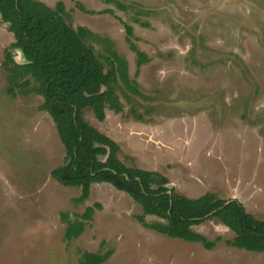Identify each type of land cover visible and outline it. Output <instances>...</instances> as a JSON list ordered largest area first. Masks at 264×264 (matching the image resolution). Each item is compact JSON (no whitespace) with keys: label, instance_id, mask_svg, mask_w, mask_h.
Masks as SVG:
<instances>
[{"label":"rangeland","instance_id":"rangeland-1","mask_svg":"<svg viewBox=\"0 0 264 264\" xmlns=\"http://www.w3.org/2000/svg\"><path fill=\"white\" fill-rule=\"evenodd\" d=\"M38 1L63 2L68 22L92 31L101 60L109 51L124 60L135 90L119 82L120 111L107 107L99 121L85 109L84 118L118 144L125 165L163 174L189 198L213 192L264 218V0ZM13 41L0 20V264H81L85 251H109L101 264H264V253L227 245L234 232L218 219L192 226L219 238L211 249L144 227L138 204L109 183L75 202L80 187L50 176L64 149L38 108L43 97L7 91L2 61L6 48L18 56ZM133 44L148 58L140 66ZM91 208L84 231L66 239L60 215Z\"/></svg>","mask_w":264,"mask_h":264},{"label":"trees","instance_id":"trees-1","mask_svg":"<svg viewBox=\"0 0 264 264\" xmlns=\"http://www.w3.org/2000/svg\"><path fill=\"white\" fill-rule=\"evenodd\" d=\"M69 17L61 1L50 7L38 0H0V20L7 24L14 40L10 47L20 48L28 61L17 64L9 49L4 50L7 91L15 95L17 89L25 87L22 93L43 97L38 108L52 118L64 149L63 162L50 171V176L64 186L80 187V195L74 199L77 203L88 197L91 183L111 184L138 204V222L168 237L199 242L211 249L219 238L209 240L192 226L218 219L234 232L227 245L264 253V218L254 217L236 199H222L214 193L189 198L169 186L163 174L125 165L118 158V144L84 118L85 109L99 121L105 119L107 107L120 111L116 93L119 82L125 88H135L124 60L113 51L101 60L88 43L92 31L85 26L73 27ZM125 28L130 35L132 28L127 24ZM131 48L137 53L138 66L148 60L134 44ZM29 78L36 81L34 87L29 86ZM92 212L93 208L86 209L83 217L70 220L61 214L67 223L64 237H78ZM147 215L160 221L147 222ZM108 257L109 251H85L81 264H101Z\"/></svg>","mask_w":264,"mask_h":264},{"label":"water","instance_id":"water-1","mask_svg":"<svg viewBox=\"0 0 264 264\" xmlns=\"http://www.w3.org/2000/svg\"><path fill=\"white\" fill-rule=\"evenodd\" d=\"M14 49H15L16 52L18 53V56L15 57V58H13V60H14L17 64H24V63L28 62V61L26 60V58L24 57V55H23V53H22V51H21L20 48H14ZM107 149H108V148H107ZM107 155H108V151H107V153H106V155H105V158L107 157ZM105 158L103 159V161L105 160ZM226 203H227V202H226Z\"/></svg>","mask_w":264,"mask_h":264},{"label":"crops","instance_id":"crops-1","mask_svg":"<svg viewBox=\"0 0 264 264\" xmlns=\"http://www.w3.org/2000/svg\"><path fill=\"white\" fill-rule=\"evenodd\" d=\"M149 140H153L152 139V137H150L149 138ZM139 168V167H138ZM167 168H169V167H163L161 170H162V172H165V171H168V170H170V169H167ZM94 184H98V183H91V185H90V188H92V186H94ZM213 193V192H212ZM223 199V198H222ZM135 203V202H134ZM137 204V203H136ZM233 232V231H232ZM259 253V252H258ZM261 253V252H260Z\"/></svg>","mask_w":264,"mask_h":264}]
</instances>
